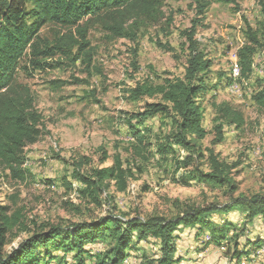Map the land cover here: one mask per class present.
Returning <instances> with one entry per match:
<instances>
[{"label": "rangeland", "instance_id": "1", "mask_svg": "<svg viewBox=\"0 0 264 264\" xmlns=\"http://www.w3.org/2000/svg\"><path fill=\"white\" fill-rule=\"evenodd\" d=\"M205 1L208 5L204 26L198 29L196 38L210 62L209 87L198 100L206 135L197 141L204 158L195 161L193 166L209 172V153L205 150H213L221 162L235 166L230 177L236 190L199 182L184 186L179 182L181 176L188 175L187 171L181 168L176 173L172 158L155 153L156 144L163 141L169 127V121L158 115L143 126L132 122L150 145L149 153L144 154L146 160L138 161L142 171L135 170V179L125 192H118L111 184L98 202L78 193L81 186L72 180V172L80 162L82 172L91 174L93 169L111 167L117 156L124 160L131 158L132 140L129 123L122 122L124 115L142 113L147 104L161 102L149 98L132 101L131 92L138 83L148 79L161 84L164 80L185 77L188 53L183 33L197 16L194 0H169L153 11L150 18L136 24L129 21L125 38L115 37L98 19H91L87 23L90 47L86 50L92 57L91 63L84 54L72 62L73 57L58 53L43 62L52 65L59 62L60 68H34L30 57H25L20 64L17 80L30 87L44 127L39 142L25 150L28 158L25 181L11 179L0 169V207L8 208L7 216L19 218L18 224L7 232L1 253L12 252L40 227H69L109 216L125 220L173 219L189 208L226 207L239 197L264 195V106L255 99L264 90V0ZM249 28L258 36L254 73L240 85L237 52L248 44ZM68 31L47 25L40 37L53 42ZM168 48L174 52H168ZM77 50L73 56L78 54ZM230 78L232 84L228 88ZM53 82L63 85H53ZM225 104L243 114V127L237 129L220 120L218 111ZM220 123L224 124L225 140L213 145L216 126ZM186 154L180 151L178 159L183 160ZM63 178H68L71 187ZM223 216L214 214L211 221L223 225L224 218L233 224L232 228L241 235V251L245 249L246 239L256 240L263 233L262 222L250 224L240 209ZM244 225L248 233L242 234ZM208 236L207 231L198 228L180 229L177 237V256L183 261L180 264H236L232 258L233 243L228 241L229 247L228 243L221 246L211 241L206 243ZM156 246L154 242L143 241L132 256L144 250L155 254ZM102 248L103 244L96 246V249ZM250 252L239 264L257 262L258 256L264 254V251L258 254L256 249ZM71 259L68 264H75ZM130 261L125 264H137V260ZM52 264L59 262L55 260Z\"/></svg>", "mask_w": 264, "mask_h": 264}, {"label": "trees", "instance_id": "2", "mask_svg": "<svg viewBox=\"0 0 264 264\" xmlns=\"http://www.w3.org/2000/svg\"><path fill=\"white\" fill-rule=\"evenodd\" d=\"M166 1L169 0H0V169L8 177L16 181L26 180L28 172L25 167L28 158L25 150L39 142L44 127L30 87L17 80L22 60L30 57V64L37 69L60 68L59 62L52 65L43 60L52 59L59 53L67 58L73 57L72 62H76L81 59L78 55L84 54L89 57L88 61L91 63L92 57L86 53L90 47L87 23L91 19H98L115 37L125 38L128 36L126 24L129 21L136 24L141 19L150 18L153 11L160 9ZM194 2L197 17L192 21L191 27L183 33L188 53L185 77L164 80L161 84L150 78L151 80L137 84L131 92L132 101L149 98L160 99L161 102L147 104L142 113L130 117L124 115L122 122L129 123V135L132 140L131 158L124 160L117 156L111 167L93 169L91 174L82 172L83 165L80 162L72 172V180L84 189L81 191L80 187L78 193H84L98 202L100 195L105 193L111 184L118 192H125L129 183L135 179V170L142 171L138 168V161L146 160L144 154L149 153L147 149L150 145L146 144L144 133L138 126L132 125V122L136 121L143 126L158 115L169 121V127L163 141L156 144L155 153L166 159L172 158L176 173L181 168L187 171L188 175L181 176L179 182L184 186L199 182L229 186L230 191L236 190L230 177L235 166L221 162L213 150H205L209 153V172L193 166L195 161L204 158L203 151L197 144V141L203 140L206 135L202 124L203 110L198 100L209 87L207 71L210 68V62L205 58L196 38L198 29L204 26L208 3L205 0ZM47 25L59 26L69 31L53 41L54 43L42 40L40 32ZM248 31V44L237 52L240 68L237 82L240 85L249 81L248 77L254 73L253 59L258 36L251 28ZM76 49L78 54L73 56ZM167 51L174 52L172 48ZM58 84L63 85L53 82V85ZM231 84L230 78L227 87ZM255 99L257 104L264 106V90L259 92ZM218 113L222 122L237 129L244 126L243 114L228 104L221 106ZM215 136L213 145L224 142L223 123L216 126ZM182 150L187 154L183 160H179L178 154ZM63 181L71 187L68 178H63ZM237 209L244 212L245 219L250 224L261 221L263 226V233L256 236V240L246 239L244 251L239 250L241 235L232 228L233 224L224 218L223 225L211 221L214 214L225 216ZM7 210V207H0V249L5 246L7 232L19 222L17 216H7ZM185 228L207 231L209 238L206 243L211 241L221 246L230 241L233 243L232 258L239 264L242 257L249 256L253 249H256L258 254L264 251V195L239 197L226 207L189 208L173 219L153 217L149 220H125L109 216L100 221L77 223L69 227H40L12 252L3 254L0 250V264H52L55 260L59 264H68L70 257L75 264H125L130 260H137V264H180L182 260L177 256V237L180 229ZM244 231L248 233L245 225L241 228L242 234ZM143 241L156 243L155 254L144 250L140 255L132 256L133 252H138V245ZM99 244H103L104 248L96 249ZM248 247L251 249L247 250ZM258 258L263 259L264 254Z\"/></svg>", "mask_w": 264, "mask_h": 264}, {"label": "crops", "instance_id": "3", "mask_svg": "<svg viewBox=\"0 0 264 264\" xmlns=\"http://www.w3.org/2000/svg\"><path fill=\"white\" fill-rule=\"evenodd\" d=\"M251 249V247H248L247 250ZM254 256H252L253 258ZM250 258V257H249ZM251 259V258H250ZM259 260L257 262H253V260L251 262L247 261V264H258V263H261V264H264V260L261 259V258H258ZM183 262V261H182ZM245 264V263H244Z\"/></svg>", "mask_w": 264, "mask_h": 264}, {"label": "bare ground", "instance_id": "4", "mask_svg": "<svg viewBox=\"0 0 264 264\" xmlns=\"http://www.w3.org/2000/svg\"><path fill=\"white\" fill-rule=\"evenodd\" d=\"M236 72H237V75H238V73H239V70H237ZM235 85H236V84H235ZM236 87H237V86H236ZM231 91H233V89H231Z\"/></svg>", "mask_w": 264, "mask_h": 264}, {"label": "built area", "instance_id": "5", "mask_svg": "<svg viewBox=\"0 0 264 264\" xmlns=\"http://www.w3.org/2000/svg\"><path fill=\"white\" fill-rule=\"evenodd\" d=\"M234 91H236V90H234ZM237 92V91H236Z\"/></svg>", "mask_w": 264, "mask_h": 264}]
</instances>
